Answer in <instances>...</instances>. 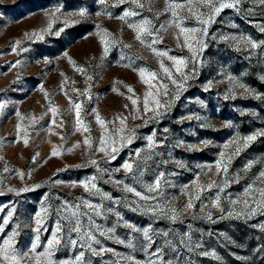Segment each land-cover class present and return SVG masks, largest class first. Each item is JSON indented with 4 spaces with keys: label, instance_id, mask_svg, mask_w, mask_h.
<instances>
[{
    "label": "rangeland",
    "instance_id": "rangeland-1",
    "mask_svg": "<svg viewBox=\"0 0 264 264\" xmlns=\"http://www.w3.org/2000/svg\"><path fill=\"white\" fill-rule=\"evenodd\" d=\"M173 2L186 0H0V248L11 239L17 264H264V0H215L225 7L214 15L193 0L207 25L177 9L182 27L207 29L195 55ZM144 19L153 34L141 42L129 25ZM152 48L184 57L188 79ZM141 68L168 85L158 116L143 111ZM121 136L115 153L98 150L101 137Z\"/></svg>",
    "mask_w": 264,
    "mask_h": 264
},
{
    "label": "snow or ice",
    "instance_id": "snow-or-ice-1",
    "mask_svg": "<svg viewBox=\"0 0 264 264\" xmlns=\"http://www.w3.org/2000/svg\"><path fill=\"white\" fill-rule=\"evenodd\" d=\"M101 3H105L106 0H100ZM121 3L124 2V0H120ZM136 2H138V0H136ZM167 2V0H166ZM198 5L202 4L205 6H212V14L214 15L215 13H218L222 7H225V5L221 4L219 7H215V0H197ZM231 6V5H229ZM142 7V5H141ZM187 9L188 13H194L196 15V18L198 20V22L201 25H207L210 20H211V16L208 17V19H202V17L204 16V13H195V10L193 8V0H186V3H169L168 4V11H170L171 15L175 18H178L177 20H174L173 22L175 23L176 27L180 29V31L182 33L188 34L185 35V44L186 46L192 51L193 55H195L197 53V45H200L201 47L203 46V42H202V37L205 36L207 34V29L206 28H189V27H182L181 23L179 22L180 18H179V12L177 11V9ZM81 15L84 14L83 10L80 13ZM128 15H136V13L134 12H126L124 14V16L119 17L120 19H124L125 16ZM129 27H133L136 29L137 32V39L141 40V42H143L142 40V35L146 33L147 35L151 36L153 33L150 31V27H151V21L144 19L141 20V22L139 24H134V25H129ZM104 34L107 33V30H103ZM98 35H100L101 38V42L105 44V51H107V41L104 38V35H101L98 33ZM31 38V37H29ZM42 38V37H40ZM157 41L153 40V43H156ZM19 43V42H17ZM255 46V45H253ZM149 47H151V45H149ZM152 51L154 53H156V55L158 56H167V58L173 62V68L175 70L176 73H179L181 75V77L183 78V80H187L188 76L184 73V69L188 67V61L184 58V57H176V56H169L167 52H158L155 48H152ZM67 55V54H65ZM74 63V62H73ZM14 66V65H13ZM160 66L163 70V72L168 76V78L171 80V83L174 85H177V87H181L182 84L180 82H178L176 79L173 78V69L166 67L163 63V60L160 61ZM78 71H84V69H78ZM147 73V76L145 75ZM139 75L140 78L142 80L143 83H145L146 85H148V91L144 94V98H143V111L145 113L147 112H152L154 116H158L160 114L159 110L161 108H167L168 103L167 101L165 102H161L160 96L161 94L163 96H167L168 95V85L162 83L158 77H157V73L156 72H148L147 69L141 68L139 69ZM89 79H91V77H89ZM155 81V83H154ZM129 90V92H133L134 89L131 86H126ZM43 90V88L41 89ZM115 90V89H114ZM128 99H130L132 101L133 105H137L138 104V100L139 98H133L132 96H129ZM125 107H127V105H125ZM0 108H3V105L0 104ZM74 108L76 110L75 115L77 118V123L78 124H83V122L80 120V109H81V105L80 103H76L74 104ZM52 111L55 113L56 109L53 108ZM93 111H95V109H93ZM137 112L140 111L139 108L136 109ZM136 118V117H134ZM97 121L101 124V126L106 127L105 125V121H103L100 116L97 114L96 116ZM117 119L120 122V125L122 126L120 129L115 130L117 133L122 132L123 131V126L126 125V120L127 117H121L118 116ZM53 123H55V120L53 119L52 121ZM113 123H115V121H113ZM84 131H88V129L86 127H84ZM261 135H264V133H259ZM149 141H152V137L148 138ZM256 139L255 135H251L248 136L246 138H244L245 140V145L247 144V142L249 141H253ZM125 138L124 137H110L109 140H105L104 137L100 138V144L101 145H107V147H101L98 150L99 151H104L106 153V155H110V153H115L116 151H118V148L115 146L117 143L124 141ZM25 144H27V139H25ZM126 142L130 143L131 142V137H127L126 138ZM85 144H89L90 141L89 139L85 138L84 140ZM151 146V143L150 145ZM110 148V152L108 151V149ZM69 151H71V149H69ZM237 152H239V148L236 149ZM59 153L55 150H53L52 155H58ZM38 155V153H37ZM223 156V153L221 154ZM111 159H115L114 155H111ZM92 163H96V161H92ZM221 166V161L217 162V167L218 169ZM248 167H251V164L248 165ZM123 168L126 169L127 171L131 172L132 171V164L130 163H125L123 165ZM223 171H227L226 166L223 167L222 169ZM162 175V174H161ZM258 180H261V182H264V171H261L259 173V176L257 177ZM213 186V184H209L208 187L211 188ZM92 187L95 188V184H92ZM85 188H88V185L85 184ZM160 188V180L157 179L154 183V185H149L148 186V191L152 192V191H156L159 190ZM201 191L203 190L202 188L200 189ZM127 191L130 192H135V194L137 196H141L140 192H136V190L132 187H127ZM255 191L259 194L260 198H261V202L264 203V187H258L255 189ZM252 192V186L250 185L248 188L245 189V195H250ZM143 199H154V197H142ZM197 199L199 198L198 196L196 197ZM219 201V196H217V203L214 205L216 207H219L218 204ZM237 201H233V203H236ZM243 203L247 204V201H243ZM89 207H92L91 205H89ZM194 207V204L192 202L191 199L188 200L187 204H186V209H190ZM9 215H11V213H9ZM39 215V214H38ZM172 219H176V216L174 215L172 217ZM209 219H211V215L209 214ZM37 223H41L40 219H37ZM74 231L79 232L80 229L79 227H76L73 229ZM37 232H39V228L36 229ZM57 233L60 232V227L57 226L56 229ZM149 230L148 229H144L143 230V235L148 238L149 240V246L151 245L152 241L151 238L148 235ZM91 239H94V237H90ZM38 240V237H37ZM11 239L4 241V244L8 247H2L0 248V255L3 256V259L5 261H8L9 264H17V257L15 255L9 256L8 252H9V247L11 246ZM59 243V239L57 238V236L54 234L53 238L51 240L48 241V246L49 248H51L53 245L58 244ZM76 242L73 241V244H75ZM97 243H99V241H97ZM37 247L36 244L32 245V248L35 249ZM89 247H91V245H89ZM92 251L95 253V249H92ZM159 253V250H157V253H154V255H157ZM40 255H44V253H41ZM48 255H51V253L49 252ZM84 256V253L81 252L76 259L79 261L82 259V257Z\"/></svg>",
    "mask_w": 264,
    "mask_h": 264
}]
</instances>
